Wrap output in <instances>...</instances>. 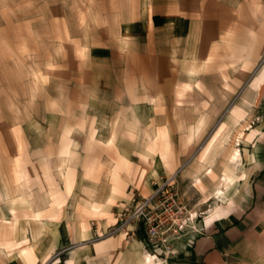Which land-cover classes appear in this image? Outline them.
Listing matches in <instances>:
<instances>
[{"label":"crops","instance_id":"1","mask_svg":"<svg viewBox=\"0 0 264 264\" xmlns=\"http://www.w3.org/2000/svg\"><path fill=\"white\" fill-rule=\"evenodd\" d=\"M120 3L110 50L88 51L19 127L0 114V264H150L141 232H109L173 175L212 206L165 264H264V0ZM211 168L227 180L205 185Z\"/></svg>","mask_w":264,"mask_h":264},{"label":"rangeland","instance_id":"2","mask_svg":"<svg viewBox=\"0 0 264 264\" xmlns=\"http://www.w3.org/2000/svg\"><path fill=\"white\" fill-rule=\"evenodd\" d=\"M124 27L120 0H0V114L11 118L2 124H10L12 129L19 127V117L30 113L33 100L56 96L61 87L58 83L68 85V78L76 75L81 61L88 64V51L95 55L102 49L110 50L116 42L114 36L124 33ZM261 80L253 81L243 95L244 98L250 93L244 99L253 104L254 112L260 108ZM12 82V89L5 85ZM244 104L235 107L242 108ZM212 139L213 136L199 141L189 160L197 156L206 140ZM235 140L232 139V146L237 143ZM214 157L210 154L208 161L211 163ZM229 162L237 164L230 159ZM226 172L211 168L209 176L201 177L205 185L216 184L219 179L222 183L221 175ZM192 181L184 180V197L195 214L208 210L212 201L201 194L198 181Z\"/></svg>","mask_w":264,"mask_h":264},{"label":"built area","instance_id":"3","mask_svg":"<svg viewBox=\"0 0 264 264\" xmlns=\"http://www.w3.org/2000/svg\"><path fill=\"white\" fill-rule=\"evenodd\" d=\"M176 175L164 180L150 195L141 197L110 234H142L144 254L150 264H165L180 255V244L203 233L200 221L205 210L191 213ZM136 225L130 229L129 225Z\"/></svg>","mask_w":264,"mask_h":264},{"label":"bare ground","instance_id":"4","mask_svg":"<svg viewBox=\"0 0 264 264\" xmlns=\"http://www.w3.org/2000/svg\"><path fill=\"white\" fill-rule=\"evenodd\" d=\"M228 119L229 118H227V120H226V122L222 125V127L220 128V130H218V133H216V135L213 137V139L211 140V142H210V145H209V147H208V149H210L213 145H215V143L217 142V140L219 139V136L220 137H222L221 138V141H222V139H223V141L227 138V134H224V133H222L221 132V130L222 129H224V127H228L229 128V124L231 123V122H229L228 121ZM221 124V123H220ZM218 125V124H217ZM214 132V131H213ZM214 134V133H213ZM207 149V150H208ZM201 168V167H200ZM222 180H223V182H225L226 180H227V178H222ZM226 190V185L225 184H223L222 185V187H220L219 188V194L220 193H223L224 191ZM222 195V194H221ZM193 214V213H192ZM195 214H197V213H195ZM194 215V214H193Z\"/></svg>","mask_w":264,"mask_h":264}]
</instances>
